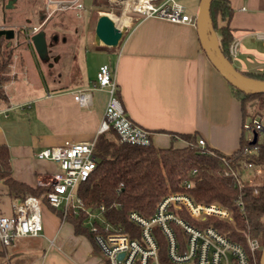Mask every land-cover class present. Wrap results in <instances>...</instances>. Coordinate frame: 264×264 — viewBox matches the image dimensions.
<instances>
[{"label": "crops", "instance_id": "0c3cea01", "mask_svg": "<svg viewBox=\"0 0 264 264\" xmlns=\"http://www.w3.org/2000/svg\"><path fill=\"white\" fill-rule=\"evenodd\" d=\"M91 1L81 0L85 7ZM230 1L234 9L230 26L239 42L232 62L240 71H262L264 39L259 34L264 33V0ZM199 4L200 0L193 1V13L186 6L187 13L196 16ZM128 28L116 48L96 45L86 29L87 43L83 37L76 48L58 45L65 54L55 64L62 74L58 81L44 83L37 78L26 50L25 58L13 61V78L5 85L8 98L0 100V108L7 109V116L0 113V144L9 148L12 174L18 181L49 189L50 176L60 166L37 153L49 146L97 139L109 99L107 89L94 87L103 63L114 71L127 113L154 132L156 146H184L187 141L181 136L194 134L223 153L239 149L244 122L241 101L208 58L197 25L147 17ZM73 53H78L74 61L69 56ZM81 89L91 91L87 105L75 99ZM241 173L243 181L251 183L254 172L242 169ZM260 179L254 184H264V177ZM34 196L41 202L43 234L19 237L7 246L0 242V256L7 264H110L91 238L76 234L72 222L59 214L61 208L52 207L43 194ZM15 200L20 199L0 181V214L11 215Z\"/></svg>", "mask_w": 264, "mask_h": 264}, {"label": "built area", "instance_id": "2783aa9c", "mask_svg": "<svg viewBox=\"0 0 264 264\" xmlns=\"http://www.w3.org/2000/svg\"><path fill=\"white\" fill-rule=\"evenodd\" d=\"M138 14L137 19L159 17L171 22H191L196 24V16L187 13L186 6L177 0H134L127 12ZM131 17V16H130ZM132 19V17H131ZM264 39V33L259 34ZM239 42L234 40L230 53L236 56ZM94 87L107 89L109 99L99 133L114 129L122 143L147 146L153 142L154 132L135 122L127 113L119 94V87L114 71L109 63L100 65ZM75 99L81 105H87L91 91L81 89L75 92ZM7 109L0 113L6 114ZM246 139L252 141L255 132L264 133V118L256 115L248 118L244 124ZM259 137V136H258ZM202 149L207 148L206 140L199 138ZM96 139L49 146L37 153L40 159L56 161L60 170L49 179L50 190L48 203L63 209L64 214L73 212L79 215L88 213L87 224L95 232V240L110 264H161L159 260V240L155 228H159L167 240L168 255L174 264H260L258 252L263 249L261 241L244 231L245 240L240 242L224 234L214 224H207L209 218L231 221L233 212L227 206L213 202H199L190 192H171L158 203L154 214L145 216L132 211L129 219L140 229V237H132L120 228L107 222L103 211L99 210L102 220H91L94 209L86 205L78 194V187L87 181L97 168L95 154ZM258 145L244 149L245 159L240 161V168H235L231 160L220 156L223 172L233 176L236 184L242 188L244 181L239 169L254 172L251 185L264 175V164L253 161ZM212 153H215L212 151ZM196 171V170H195ZM194 171V172H195ZM123 186V184H122ZM191 183H187L190 187ZM236 203L244 209L242 199ZM184 235L179 237V231ZM43 234V220L40 199L34 195L24 200H15L11 215L0 214V242L10 245L16 238L39 236Z\"/></svg>", "mask_w": 264, "mask_h": 264}, {"label": "trees", "instance_id": "16d2710c", "mask_svg": "<svg viewBox=\"0 0 264 264\" xmlns=\"http://www.w3.org/2000/svg\"><path fill=\"white\" fill-rule=\"evenodd\" d=\"M91 3L99 5L98 0H92ZM210 14L221 49L232 61L230 46L234 41V29L230 26V20L234 9L231 1L213 0ZM13 61V51L6 46L0 48L1 101L8 98L5 85L13 78ZM241 72L264 81V70ZM231 86L235 96L241 101L245 122L250 117L248 102L257 99L262 103L264 92L252 93L233 84ZM181 137L187 141L186 145L160 147L153 142L147 146L122 143L114 129L100 133L95 147L97 168L87 181L79 185L78 194L88 208L95 210L101 205L105 206L103 215L115 228H120L132 237H140L139 227L129 219L130 212L138 211L148 217L154 214L159 201L170 192H190L199 202L219 201L232 210L231 221L211 217L207 224H214L224 234L240 242L244 238L241 231H247L251 236L259 238L264 246V184L251 185L244 180V186L240 188L233 176L224 174L220 159V156H225L235 168H240V161L245 159L244 149L254 145L246 139L244 128L239 149L233 154H226L209 146L202 149L199 138L194 134H183ZM255 144L258 145V150L252 159L264 164V138L259 140L258 137ZM0 181L6 183L10 193L20 200H24L30 193L39 196L43 194L46 198L51 189L31 187L13 176L7 144H0ZM188 182L191 183L190 187H187ZM240 198L244 209L236 203ZM59 214L64 215L63 209H59ZM66 219L72 222L76 234L87 235L98 247L95 232L86 223L87 212L75 215L70 211L66 214ZM178 231L179 237L183 238L182 232ZM155 232L160 246V263L174 264L168 255L166 238L158 227ZM261 254L262 249L258 252L259 261Z\"/></svg>", "mask_w": 264, "mask_h": 264}, {"label": "flooded vegetation", "instance_id": "af4514ba", "mask_svg": "<svg viewBox=\"0 0 264 264\" xmlns=\"http://www.w3.org/2000/svg\"><path fill=\"white\" fill-rule=\"evenodd\" d=\"M64 0H0V20L2 25L0 28L10 29L6 26L7 19L15 14H21L25 17L24 24L15 25V35H28L30 32L44 31L47 38V53L46 60H48V68L50 71L55 67V64L61 61L63 56L57 47L58 45L73 44L78 47L82 42L83 32L87 23L84 11L86 7L83 3H78L79 0H71V3L64 5ZM91 9L94 7L92 3L89 4ZM70 9V10H68ZM70 12L71 17H67L66 12ZM88 15V14H87ZM57 21V25L52 23ZM69 26L68 29L65 26ZM51 26H53L51 28ZM87 29V28H86ZM48 31V32H47ZM6 39L2 36L0 40ZM28 44V43H26ZM34 48V46H33ZM34 51L35 48L33 49ZM37 53V51H36ZM38 54V53H37ZM71 60L76 59V53L70 54ZM55 81L60 80L62 76L60 71L55 72Z\"/></svg>", "mask_w": 264, "mask_h": 264}, {"label": "water", "instance_id": "95a60500", "mask_svg": "<svg viewBox=\"0 0 264 264\" xmlns=\"http://www.w3.org/2000/svg\"><path fill=\"white\" fill-rule=\"evenodd\" d=\"M123 1V0H120ZM213 0H200L199 9L196 13V25L201 45L208 58L217 70L233 85L246 89L248 92H264V81L245 75L233 62L223 53L218 35L213 27L210 9ZM206 24L208 26L206 27ZM128 26H118L115 20L107 13H101L95 26L94 41L96 45L116 48L118 47L126 32ZM6 39L15 37L14 29L0 28V38ZM31 42L39 57L46 60L47 38L44 31H37L31 35ZM259 133L255 132L252 143H256ZM92 209L90 208L89 211ZM260 264H264V246L262 249Z\"/></svg>", "mask_w": 264, "mask_h": 264}, {"label": "rangeland", "instance_id": "374dc122", "mask_svg": "<svg viewBox=\"0 0 264 264\" xmlns=\"http://www.w3.org/2000/svg\"><path fill=\"white\" fill-rule=\"evenodd\" d=\"M65 2L63 3L64 5H68L71 3V0H64ZM177 1H181L183 3L186 4V6L189 9L190 13L195 12V7H192V3L195 0H177ZM99 5L98 6H94L92 9L90 7V5L86 6V10L84 11V14L86 16L87 19V23L85 26V29L87 32L90 33L91 35V40L94 41V34H95V26H96V22L97 19L99 17V15L101 13H107L110 16H114V17H120L124 14L128 15L130 18V22L128 23V25H131L133 22H135V20L138 17V14L128 11V8L131 7V3H134V0L128 2L126 0L120 1V0H98ZM79 4L82 3L81 0H79L78 2ZM70 10V9H68ZM66 15L68 14V17H71V13L70 12H66ZM88 14V15H87ZM65 15V16H66ZM132 19H131V17ZM26 22V19L23 15L21 14H15L10 16L7 19L6 22V26L11 27V28H15V25H20V24H24ZM116 22V21H115ZM2 21L0 20V26L2 25ZM116 24L118 26H123V24L121 23H117ZM53 26L57 25V21L55 20L52 23ZM127 25V26H128ZM51 26V28L53 27ZM48 32V31H47ZM33 33L30 32L28 35H15L14 38L10 39L9 41H6L5 39L0 40V48L3 47H8L9 49H11L13 51L14 54V60H20L23 59V53L26 50L29 53L30 58H32L31 60L34 61L35 65H36V70L34 71L35 75L37 78H40L44 83H50L56 79L55 78V72H58V68L54 67L52 69V71L49 70L48 68V60H43L39 57V55L36 53V51H34L33 49V43L31 42V35ZM87 35V34H86ZM84 37V38H83ZM83 40L85 41V36H83ZM28 43V44H26ZM87 43V42H86ZM93 54L95 55L96 52L91 51ZM25 54V53H24ZM78 54V53H77ZM76 54V55H77ZM25 58V57H24ZM76 60V59H75ZM96 58L90 61V67H92V64L95 63ZM93 61V63H92ZM94 68V66L92 67V69ZM97 75V74H96ZM59 79H62L61 76H59ZM58 83V82H57ZM262 103H264V101H262ZM261 101L257 100V99H253L250 102H248L247 106H248V112L250 114V117H252L253 115H260V116H264V104H262ZM249 117V118H250ZM264 138V135L261 134L259 140H262ZM244 174H249V173H244ZM262 177H264V175H262ZM259 181H263L261 179H259ZM257 181V182H259ZM171 193V192H170ZM216 203L222 204L219 201H215ZM223 205V204H222ZM91 220H98L101 221L102 220V215L99 213V210H94ZM242 233L244 231H241ZM244 234V233H243ZM245 240V238H243V241ZM1 252V251H0ZM2 255V254H1ZM3 257V256H2ZM0 256V264H7L6 263V259L3 257L2 258ZM260 262V261H259Z\"/></svg>", "mask_w": 264, "mask_h": 264}, {"label": "bare ground", "instance_id": "6f19581e", "mask_svg": "<svg viewBox=\"0 0 264 264\" xmlns=\"http://www.w3.org/2000/svg\"><path fill=\"white\" fill-rule=\"evenodd\" d=\"M128 2L132 1V0H126ZM117 23H121L123 25H128V23L130 22V18L128 15L124 14L120 17H114L111 16ZM208 26V24H206V27Z\"/></svg>", "mask_w": 264, "mask_h": 264}]
</instances>
